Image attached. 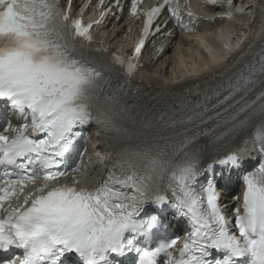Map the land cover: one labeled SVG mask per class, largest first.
Here are the masks:
<instances>
[{"label": "snow or ice", "instance_id": "1", "mask_svg": "<svg viewBox=\"0 0 264 264\" xmlns=\"http://www.w3.org/2000/svg\"><path fill=\"white\" fill-rule=\"evenodd\" d=\"M172 3L163 0L145 12L141 39L132 56L113 54L125 67L126 77L131 78L139 67L134 61L145 42L160 31V27L153 30L152 25L161 9L169 6L180 20L179 5L173 8ZM116 7H121L120 0H116ZM131 11L136 13L137 0H132ZM224 15L232 17L231 12ZM92 23L99 20L85 24L80 18H72L61 8L60 0H0V99H6L23 120L19 127L9 125L0 131V252L22 250V256L0 264H67L68 254H74L82 264H118L115 258L130 253L138 257L134 264H158L157 257L168 253L179 237L160 239L156 247L137 243L143 236L144 244H149L153 240L151 230L158 223L155 215L140 218L148 201L171 203L188 219L189 230L178 256L168 253L165 264H264V159L242 177L236 231L219 202L218 182L208 179L199 191L194 186L200 175L199 154L185 151L183 158L173 163L165 159L168 144L121 149L115 153L114 164L119 174L109 170L93 188L60 182L68 174V154L83 137L80 129L85 125L94 122L105 133L126 134L124 122L136 123L127 104V82L105 91L103 85H111L105 76L110 69L81 52L75 43L76 38L94 43L89 31ZM97 50L108 51L102 47ZM259 77H264V40L251 60L244 61L243 67L223 82L196 97L175 102L172 111L181 118L164 121L161 126L175 129L179 124L182 132H194L228 112L257 83H264ZM209 112L214 115L205 119ZM166 115L161 112L160 119ZM257 116V127L262 130L257 147L264 157V91L224 120H216L212 131L233 123L215 139L242 132ZM156 126L148 120L143 122L146 129ZM172 135L179 133L173 131ZM157 138L164 139L153 137ZM189 142L186 136L181 149ZM112 156V152L107 154L109 159ZM229 162L240 166L235 155L218 161ZM207 167L211 169L212 164ZM72 171L79 172V165ZM28 185L33 186L32 191L22 196L21 203L4 206L3 201L13 195L21 199ZM164 189L170 195L163 194ZM212 249L225 255L212 259Z\"/></svg>", "mask_w": 264, "mask_h": 264}, {"label": "bare ground", "instance_id": "2", "mask_svg": "<svg viewBox=\"0 0 264 264\" xmlns=\"http://www.w3.org/2000/svg\"><path fill=\"white\" fill-rule=\"evenodd\" d=\"M209 1L200 0L199 3H204V6L199 7L201 10L209 12L211 17H214L217 13H220V10H218L219 5H210ZM234 3L240 9V13L235 15L236 18L249 26H253L249 34L256 32L258 30L257 21L262 14L264 0H234ZM81 4V0H74L71 8L75 9ZM132 23L133 20L128 21V19H125L124 22L109 20L108 23L99 28L103 43L108 45L109 48H115L122 42L127 44L136 33L134 31L127 32L129 25ZM214 25L207 22L200 23L201 30L205 31V34L202 35L204 43H201L200 37L184 34H177L175 37L160 36L156 38L155 46H149L146 53H144V64L140 69L138 88L146 91L153 99L170 102L174 99H184L192 96L197 91L207 89L221 80L220 76L229 70L235 63V59L238 60V58L233 53L226 60H223L221 51H214L210 57H207L202 51V47L206 43L214 46L220 45L217 39L218 34L213 29ZM224 25L229 26L231 32L235 35H239L243 31L242 27L232 21H224ZM221 37L227 38L229 34ZM158 44L167 46L165 53H159ZM218 49H220L219 46ZM248 49L249 47H243L240 55H243ZM199 53L201 55L197 58ZM93 139L96 140L97 146L95 149L90 148L88 150L90 169L88 175L82 177V180L86 183H93L94 178L100 173L101 166L97 154L99 150H105L107 146L103 145V142L97 137L93 136ZM243 141H245V138H242L233 147L237 148ZM247 159L244 160L247 161ZM226 196L227 194H224L223 198H226Z\"/></svg>", "mask_w": 264, "mask_h": 264}, {"label": "clouds", "instance_id": "3", "mask_svg": "<svg viewBox=\"0 0 264 264\" xmlns=\"http://www.w3.org/2000/svg\"><path fill=\"white\" fill-rule=\"evenodd\" d=\"M14 132H10V135H13ZM78 187H87V188H93L91 186H89L86 182L81 181L80 184L78 185ZM170 255H172L171 253H169Z\"/></svg>", "mask_w": 264, "mask_h": 264}]
</instances>
